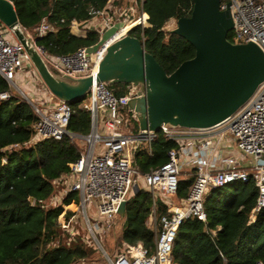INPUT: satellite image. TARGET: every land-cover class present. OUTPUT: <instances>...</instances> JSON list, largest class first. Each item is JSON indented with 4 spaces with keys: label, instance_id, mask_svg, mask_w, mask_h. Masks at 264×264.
Here are the masks:
<instances>
[{
    "label": "trees",
    "instance_id": "trees-1",
    "mask_svg": "<svg viewBox=\"0 0 264 264\" xmlns=\"http://www.w3.org/2000/svg\"><path fill=\"white\" fill-rule=\"evenodd\" d=\"M110 0H13L20 24L26 32L37 28L44 19L51 29L35 36L36 45L45 54L70 55L82 48L95 46L100 33L89 30L73 32V26L91 21L92 9L101 11ZM122 0H116L119 6ZM141 0H138V3ZM193 0H143L146 26H136L130 35L140 39L168 75L183 62L194 58L195 47L185 38L166 30L170 20L190 17ZM228 39L233 42L231 33ZM116 97L129 94L128 84L108 85ZM13 92L0 76V93ZM73 114L67 130L86 137L92 131L91 112L84 99L69 103ZM133 130L138 124L130 116ZM39 121L35 109L20 94L13 92L8 100H0V264H77L89 257L94 247L84 238L64 231L59 219L64 206L43 208L42 203L55 192V182L70 172L83 151L82 140L64 136L62 140L45 139L31 142ZM16 149L10 150L12 146ZM178 143L160 130L151 151L141 147L135 165L141 175L148 174L168 161V152ZM183 174V173H182ZM195 180V170L181 175L177 201L185 199ZM256 184L234 182L214 190L204 200L206 220L190 218L180 226L173 247L176 264H264V208L256 221L249 224L257 204ZM34 198L31 204L29 198ZM78 201L72 193L64 204ZM127 216L120 242L155 248L156 232L149 223L153 213L159 218L167 206L152 193L140 187L127 202ZM73 214L67 211V218Z\"/></svg>",
    "mask_w": 264,
    "mask_h": 264
},
{
    "label": "built area",
    "instance_id": "built-area-1",
    "mask_svg": "<svg viewBox=\"0 0 264 264\" xmlns=\"http://www.w3.org/2000/svg\"><path fill=\"white\" fill-rule=\"evenodd\" d=\"M135 3L141 9L139 13H135V7L126 11L116 6L113 0L104 10L92 9V19L102 17L105 21L100 36L114 23L146 26L143 0ZM221 5L223 10L230 8L234 19L233 36L236 41L233 43L252 42L264 51V0H221ZM50 29L44 19L37 28L29 31L31 34L27 33L35 40V36L41 37ZM38 49L55 74L93 78L84 98V107L91 112L94 128L86 137L67 130L72 107L58 100L44 83V101L39 102L42 107L36 103L33 107L39 121L34 128L32 143L45 139L62 140L66 135L72 140L86 142L80 158L70 165V172L58 179L64 180L61 193L58 196L53 194L42 203L43 208L64 206L59 225L71 237L76 236L73 223L77 214L82 215L88 231L84 240L94 247V255L77 264H176L172 251L182 223L194 217L205 221L204 200L214 190L234 182L253 181L256 184L259 196L249 224L256 221L264 208V83L246 104L217 128L163 127L161 130L176 141L178 147L168 152L167 163L141 175L135 165L133 148L139 130L134 132L130 128L131 114L127 106L130 95L116 97L106 83L97 80L98 63L105 47L94 54L82 48L70 55L58 56L45 54L40 47ZM30 62L25 48L0 21V76L9 83L13 92L17 91L23 98L28 97L23 86L18 85V80L26 78L25 71ZM30 73L40 79L37 71ZM13 92L0 93V100L10 99ZM157 133H149L141 147L151 151ZM233 147L237 151L234 149L231 153ZM16 148L15 145L9 149ZM185 169L195 170L194 183L185 199L173 201ZM140 178L154 200L160 198L167 206L166 214L158 218L153 213L150 217V224L156 232L155 248L123 243L119 252L110 254L102 239L112 235L118 227H121L122 234L126 219L121 217L120 207L135 194ZM72 193L77 194L78 201L65 205V199ZM68 210L73 212L69 218L66 217Z\"/></svg>",
    "mask_w": 264,
    "mask_h": 264
},
{
    "label": "water",
    "instance_id": "water-1",
    "mask_svg": "<svg viewBox=\"0 0 264 264\" xmlns=\"http://www.w3.org/2000/svg\"><path fill=\"white\" fill-rule=\"evenodd\" d=\"M193 2L191 16L178 19L171 33L190 42L196 54L170 75L145 50L142 41L129 34L135 27L115 37L121 25L116 23L87 49L94 54L105 47L97 68L99 82L130 86L127 106L139 128L135 154L149 133L163 127L210 130L225 124L264 83V51L255 43L228 39L234 30L230 8L223 10L221 0ZM0 21L25 48L41 80L58 100L74 103L86 97L93 78L52 72L35 40L20 24L13 0H0ZM29 201L33 204L35 200L30 197ZM126 209L124 202L119 211L123 219Z\"/></svg>",
    "mask_w": 264,
    "mask_h": 264
},
{
    "label": "rangeland",
    "instance_id": "rangeland-1",
    "mask_svg": "<svg viewBox=\"0 0 264 264\" xmlns=\"http://www.w3.org/2000/svg\"><path fill=\"white\" fill-rule=\"evenodd\" d=\"M113 1H116V0H113ZM129 6H130V0H122L120 5H119V7H121L122 9H124L126 11L128 10ZM138 9H139V7H138ZM138 9H137L136 13L140 12ZM176 26H177V21L176 20H170L168 22L167 26H166V30L171 31V30L175 29ZM101 27H105L104 19L102 17H95L94 19H92L86 25L85 24L84 25H76L73 30H74V32L84 33L85 31L87 32L89 30H95V29H98V28H101ZM231 38H232L233 42L236 41L234 36H233V31L231 32ZM33 70H35V68L33 67V65L30 62V64H28V67H27L25 72H26V74L29 75V73L31 71H33ZM18 85L23 86L19 82H18ZM25 91H26V95H27L28 99H30V101H32L33 103L38 104L39 107H42V103L37 102V98L32 97V95L30 94L28 89L25 88ZM98 124L100 125L101 123H98ZM79 145L81 147H83V149H84L85 146H86V142L85 141H80ZM234 149H235V152L237 151V148L233 147V149L231 150V153L234 152ZM185 175H186V172H183L182 176H185ZM138 183H139L140 187H144L141 178L139 179ZM139 186H138V188H139ZM63 188H64V180L56 181L55 182L54 195L58 196L61 193V191L63 190ZM73 210L75 211L76 208L74 207ZM92 212H93V210H91L90 213H92ZM149 223H150V219H149ZM73 226H74V229H75V232H76V236L82 237V238H86L88 236V231H87V227H86L87 225H86V223H85V221H84V219H83L81 214H77V217H76V219H75V221L73 223ZM120 238H121V227H118V229H116V231L112 235H109L108 237H105V238L102 239L105 249L110 254H115V253L119 252L120 249L123 247V243L120 242ZM93 255L94 254H91L90 256H93Z\"/></svg>",
    "mask_w": 264,
    "mask_h": 264
},
{
    "label": "crops",
    "instance_id": "crops-1",
    "mask_svg": "<svg viewBox=\"0 0 264 264\" xmlns=\"http://www.w3.org/2000/svg\"><path fill=\"white\" fill-rule=\"evenodd\" d=\"M136 2V0H130V6H129V8L131 9V8H133V7H135V13L137 12V9H138V6H136L137 5V3H135ZM136 4V5H135ZM139 11L141 10L140 9V7H139V9H138ZM92 20V19H91ZM90 22V21H89ZM88 22V23H89ZM87 24V23H86ZM85 24V25H86ZM76 25H78V24H76ZM76 25H74L73 26V29H74V27L76 26ZM103 30V27H101V28H98V29H95V31H98L99 33L101 32ZM73 32H74V30H73ZM86 32V31H85ZM84 32V33H85ZM74 33H77V34H83V33H78V32H74ZM34 79V80H33ZM18 82L19 83H21V85H23V88L25 89H28V91L30 92V94L32 95V97H35V98H37V102H42V101H44V98H43V96L45 95V88L43 87V83H42V80L41 79H39V77L37 78V77H35V76H33V75H31V73L28 75L27 74V76H26V78L25 79H23V80H18ZM103 113L102 112H100V115H102ZM130 128L133 130V123H132V119H131V117H130ZM134 131V130H133ZM189 169H185V171L184 172H187ZM173 201H176V199L175 198H173Z\"/></svg>",
    "mask_w": 264,
    "mask_h": 264
},
{
    "label": "bare ground",
    "instance_id": "bare-ground-1",
    "mask_svg": "<svg viewBox=\"0 0 264 264\" xmlns=\"http://www.w3.org/2000/svg\"><path fill=\"white\" fill-rule=\"evenodd\" d=\"M135 23H121L118 33L115 37H119L120 35H123L126 33L131 27H133ZM114 37V38H115Z\"/></svg>",
    "mask_w": 264,
    "mask_h": 264
}]
</instances>
